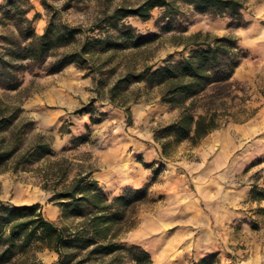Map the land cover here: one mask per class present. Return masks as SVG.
Instances as JSON below:
<instances>
[{"label":"rangeland","instance_id":"374dc122","mask_svg":"<svg viewBox=\"0 0 264 264\" xmlns=\"http://www.w3.org/2000/svg\"><path fill=\"white\" fill-rule=\"evenodd\" d=\"M145 1L30 0L27 16L38 34L54 17L88 38L108 33L119 39L111 21L156 38L115 51L103 67L114 71L100 94L89 65L74 62L50 73L45 68L52 58L24 72L18 89L0 87V118L7 120L0 153L11 152L0 164V201L37 202L45 218L72 229L79 219L61 217L54 193L88 172L108 198L148 188L147 199L129 213L126 224L134 226L120 241L147 250L152 264H189L211 255L213 264H264V0H241L243 8L232 17L199 12L185 0H170L171 10L154 7L147 19L127 14ZM195 32L234 37L245 56L233 72L230 95L216 101L217 127L160 154L153 134L179 109L160 103L155 90L139 83L116 102L129 108L126 115L107 101V88L127 69L180 59L188 48L178 42ZM37 143L44 150L34 153ZM32 260L59 264L47 249L18 254L6 264ZM63 262L74 264L77 255Z\"/></svg>","mask_w":264,"mask_h":264},{"label":"trees","instance_id":"16d2710c","mask_svg":"<svg viewBox=\"0 0 264 264\" xmlns=\"http://www.w3.org/2000/svg\"><path fill=\"white\" fill-rule=\"evenodd\" d=\"M185 1L199 12L216 16H237L243 8L241 0ZM156 6L165 10L173 8L170 0H146L127 10V14L147 19ZM31 8L30 0L0 3V87L8 90L20 87L24 72L42 68L52 58L45 68L50 73L74 62L80 67L89 65L95 89L100 94V85L114 71L111 68L103 72V67L110 63L115 51L140 48L156 38L146 37L128 22L119 24L117 21L109 25L118 31L119 39L108 33L88 38L54 17L38 34L27 16ZM76 42L77 47L71 48ZM178 43L188 48L187 54L180 59L166 58L160 65L145 64L139 70L127 69L107 88V101L122 107L126 115H129V108L116 102L130 85L139 83H143L146 91L155 90L160 103L179 109L174 121L159 127L153 134L160 154L165 155L173 145L184 140L196 142L217 127L219 107L216 101H223L230 95L233 72L245 56L237 39L231 36L195 32ZM103 57L105 59L96 63ZM4 118H0V131L7 126ZM40 150H44V146L35 144L33 152ZM10 154L7 152L6 157L0 153V164ZM54 195L60 200L61 217L79 219L72 229L57 226L45 218L37 202L8 205L0 201V264L11 262L18 254L44 249L53 251L59 264H67L63 261L69 255H77L74 264H152L147 250L120 241L121 234L134 226V223L126 224L131 217L129 213L136 203L147 199V187L125 189L108 198L97 180L86 172L76 175ZM214 259V255L205 256L189 264H213ZM26 264L51 263L32 260Z\"/></svg>","mask_w":264,"mask_h":264},{"label":"crops","instance_id":"0c3cea01","mask_svg":"<svg viewBox=\"0 0 264 264\" xmlns=\"http://www.w3.org/2000/svg\"><path fill=\"white\" fill-rule=\"evenodd\" d=\"M166 264H177V262H167Z\"/></svg>","mask_w":264,"mask_h":264}]
</instances>
